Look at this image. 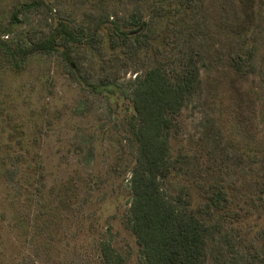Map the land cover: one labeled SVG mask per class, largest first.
<instances>
[{
  "label": "rangeland",
  "instance_id": "obj_1",
  "mask_svg": "<svg viewBox=\"0 0 264 264\" xmlns=\"http://www.w3.org/2000/svg\"><path fill=\"white\" fill-rule=\"evenodd\" d=\"M30 1L0 0V33L12 12ZM43 1L39 12L20 14L21 22L2 38L14 41L60 22L87 23L85 15L92 12L109 19L102 29L104 55L86 40L77 44L83 60L75 77L67 74L60 55H33L20 73L0 62V264H105L101 247L108 242L118 264H142L126 224L132 166L125 131L132 113L128 82L158 62L176 67L195 48L203 50L206 63L222 59L232 43L254 48V69L242 89L264 104V0ZM232 3L235 25L247 26L239 35L231 33L238 28H223L214 15L215 6ZM138 10L144 21L153 22V32L146 30L144 44L130 55L114 45L109 27L115 23L129 30L124 22ZM215 69H202V96L179 115L172 156L180 149L194 155L211 120L221 132L218 144L240 158L227 167L217 160L216 175L230 182L238 199L264 202V151L241 148L223 134L226 78L220 63ZM105 75L107 86L101 84ZM171 182L175 188L186 183L182 176ZM255 213L249 222L260 226L264 220Z\"/></svg>",
  "mask_w": 264,
  "mask_h": 264
},
{
  "label": "trees",
  "instance_id": "obj_2",
  "mask_svg": "<svg viewBox=\"0 0 264 264\" xmlns=\"http://www.w3.org/2000/svg\"><path fill=\"white\" fill-rule=\"evenodd\" d=\"M234 4H225L222 9L214 4V15L223 28H238L231 33L239 35L247 26L245 21L242 28L235 25ZM44 5L43 0H31L12 12L9 26L0 33V62L20 73L33 55H60L67 74L75 77L81 73L83 60L76 45L86 40L102 57V29L109 19L91 12L85 15L87 23L60 22L48 31H28L14 41L2 38L21 22L20 14L39 12ZM124 25L130 29L114 23L109 31L114 45L131 55L144 44L146 30L153 32V22L144 21L143 12L138 10ZM203 57L202 49H191L176 67L158 62L127 85L132 113L126 119L125 131L132 166L126 224L142 264H264V222L260 226L249 222L254 212L264 220V202L252 197L238 199L230 192V182L216 175L221 169L217 160L227 167L230 163L236 166L240 158L218 144L221 132L214 131L211 120L194 155L182 149L176 157L171 153L170 140L177 139L181 131V111L202 96V69L210 73L217 63L223 67L219 73L226 78L222 88L223 134L241 148L264 151V128L260 127L264 104L253 102L242 89V82L254 69V48L238 49L230 43L224 58L206 63ZM108 77H101L102 85L109 84ZM181 176L186 183L175 188L171 180ZM101 250L105 264L119 263L111 243H103Z\"/></svg>",
  "mask_w": 264,
  "mask_h": 264
}]
</instances>
